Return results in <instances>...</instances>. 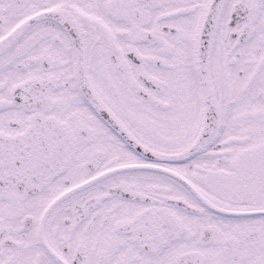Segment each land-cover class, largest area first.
<instances>
[{"label":"snow or ice","instance_id":"snow-or-ice-1","mask_svg":"<svg viewBox=\"0 0 264 264\" xmlns=\"http://www.w3.org/2000/svg\"><path fill=\"white\" fill-rule=\"evenodd\" d=\"M0 264H264V0H0Z\"/></svg>","mask_w":264,"mask_h":264}]
</instances>
